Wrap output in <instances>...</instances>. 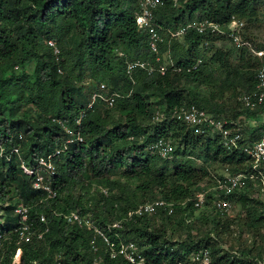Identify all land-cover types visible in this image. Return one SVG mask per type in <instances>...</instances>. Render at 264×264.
Here are the masks:
<instances>
[{
	"label": "trees",
	"instance_id": "1",
	"mask_svg": "<svg viewBox=\"0 0 264 264\" xmlns=\"http://www.w3.org/2000/svg\"><path fill=\"white\" fill-rule=\"evenodd\" d=\"M161 1L162 5L153 9V20L167 32L174 30L177 22L182 26L194 18L224 26L233 16L241 18L255 12L250 0H187L177 8L172 7L171 0ZM261 2L264 11V0ZM136 8L137 0H0V104L18 107V104L29 102L38 114L33 117V110L28 108L22 119L11 117V122H8L0 113V146L8 157L0 156V264H14L16 249L20 250L18 264H50L57 259L59 264H94V255L88 247L90 232L66 223L62 217L72 210L82 215L89 214L113 245H116L117 237L133 236L141 249L142 264H188V255L199 248L207 249L208 264L242 262L214 242L209 244V235L187 242L164 239V234L173 225L188 224L195 217L196 209L200 217L208 219L215 231L213 239L228 232L234 221L224 219L226 214L212 206L213 215L205 213L204 209L211 204L210 194L201 207L194 208L191 188L208 174L206 167L216 159L231 173L248 172L247 155L226 150L216 137L199 134L182 123L164 118L150 124L149 118L154 107L166 115L172 106L182 102L194 103L220 116H226L227 109L233 107L236 110H230L233 116L241 114L247 120L264 115V105L250 110L236 100L239 93L253 88L254 75L250 82L240 75L237 68L226 70L227 78L231 79L224 78L222 83L243 85L235 93L231 105L218 103L211 92L203 94L202 89L197 91L194 86L209 83L212 72L210 70L205 75L202 70L207 61H200L193 70L187 68L200 59L196 53L200 42L215 38L187 29L181 35V44L193 51H182L177 55L174 64L180 70L167 71L163 75H147L138 70L134 73V86L127 96H123L130 86L123 72L124 60L152 58L147 50L146 33L134 23ZM167 36L159 44L160 54L165 50ZM47 39L58 48L57 57L47 46ZM175 46H179L177 41L170 39L171 53ZM117 51L123 55L117 56ZM213 58L214 55L209 62ZM29 63L33 66L31 76L24 71ZM13 67L17 71L13 72ZM57 68L61 73L56 72ZM87 77L96 79L95 84L105 83L120 97L107 108L115 112V116L101 117L94 105L84 110L76 127L73 119L79 111V101H73L71 96L75 93L81 96L78 83ZM118 80L121 81L120 87L125 89L124 93L117 89ZM181 81L193 85L192 89H186L185 93V88L179 86ZM150 94L156 100L153 106L148 99ZM56 120L76 130L82 141L67 144L65 150L53 159L55 171L45 181L55 191V196L45 198L43 191L31 187L30 178L20 171L18 162L21 159L31 164L61 145L66 135ZM263 131L264 122L256 131L251 130L247 137L242 136V141L250 145ZM21 133L25 136L23 141ZM158 137H168L171 142V138L178 139L181 151L175 145L170 154L185 159L174 164L165 161L167 159L160 163V158L147 155L145 145ZM13 146L18 147V155L8 153ZM187 146H200L201 152L191 150L185 154ZM196 160L201 163L199 167H195ZM167 164L172 165L170 172ZM114 174L124 179L123 185L110 178ZM132 179L138 184L128 188L127 182ZM115 187L119 190L117 194L113 193ZM253 187L259 189L247 181L244 188L228 196L231 203L237 201L241 206H247L243 224L249 228L264 225V201L249 198L248 193ZM100 189H105L106 193ZM82 190L87 194L84 201L79 197ZM137 193H140L139 197H136ZM154 196L171 203L172 213L157 209L154 213L127 217V212ZM18 202L27 208L25 222L33 232L42 233L41 238L14 243V228L18 226L20 217L12 209ZM252 202L259 205V212L249 210ZM39 215H43L44 222L38 220ZM114 219L121 220L119 227L105 229V224ZM156 219L160 222L157 227ZM98 253L101 259L96 264H131L121 257H109L103 244L99 246Z\"/></svg>",
	"mask_w": 264,
	"mask_h": 264
},
{
	"label": "built area",
	"instance_id": "2",
	"mask_svg": "<svg viewBox=\"0 0 264 264\" xmlns=\"http://www.w3.org/2000/svg\"><path fill=\"white\" fill-rule=\"evenodd\" d=\"M162 5L161 0H137V8L133 13L134 23L138 29L143 30L146 35L147 50L151 54L150 60H124V75L129 81L128 92L123 95L127 96L131 88L135 84L134 73L138 70L144 71L147 75L157 73L159 75L165 74L167 71L178 72L180 67L175 66L172 62L169 50L170 39L177 35H183L187 29H193L196 33L210 36H220L230 39L234 42L237 48H245L249 46L246 41H243L239 37V29L241 24L233 17L229 22L222 26L217 23L207 20H192L182 25L175 32H168L167 40L165 41V50L160 54L158 47L160 43H163V38L160 35V28L155 24L153 20V9ZM47 46L51 49L54 57L58 55V48L55 43L47 39ZM207 40L203 39L201 45H206ZM121 52L118 56H122ZM200 59H196L195 62L187 68L195 69ZM57 73H61L60 69H56ZM94 89H90L88 92V102L84 109L78 111L77 116L74 117L73 123L76 127L80 124V119L83 116L84 110L92 108L96 104H103L106 108L113 106V103L117 97H120L118 92L113 88H109L105 83L100 82L95 84ZM236 100L243 108L255 109L261 105H264V65L258 67L254 74V85L248 92L239 93L236 96ZM167 118L171 121L182 123L187 127L194 128V131L199 134H207L211 137H216L218 143L226 150H235L243 152L247 155V162L249 164L248 172H229L227 167L223 168V171L219 176L214 177V184L209 189H201L197 191L193 197V207L199 208L203 205L204 199L208 194L211 195V206L218 212L228 213L231 202L228 196L234 191L244 188L246 182H251L253 185H257L260 191H264V131L260 136L250 145L242 141V135L240 131L234 127L231 121L226 118L213 114L202 107L196 106L194 103H180L179 105L172 106L165 115L158 107H154L153 112L150 115V124H156ZM60 125L63 133L66 135L61 145L55 148L52 152L45 156L36 158L33 163L27 164L23 160L19 159L18 167L21 172L30 177L31 187L35 190H41L44 192L45 198H53L55 191L51 189L49 184L45 181V178L52 175L55 171L53 159L56 155L65 150L67 144L71 142L82 141L80 134L73 129H70L62 123L61 120H56ZM132 139V137H128ZM142 137L139 138L141 142ZM171 141L168 137H158L145 145L144 151L147 155H154L160 159H169L171 154ZM8 153H14L18 155V147H12ZM0 156L8 159L7 155L3 153V148L0 146ZM104 194L105 189H100ZM182 204V203H181ZM157 209L165 211L167 214L172 213L173 205L163 199H156L149 202H143L138 204L134 210L127 212V217L130 215L141 216L144 214H150L157 211ZM14 214L19 215L20 220L18 226L14 228L15 244L27 243L33 237L37 239L41 238L42 233L33 232L29 225L25 222L27 216V208L20 202L16 203L12 209ZM64 221L68 224L75 225L79 228H83L90 232L88 240V247L94 255L93 260H99L100 255L98 253L99 246L104 245L108 251L109 257H121L124 261L137 264L143 261L141 254L137 253V246L132 242L121 241L117 236V243L113 245L109 241L107 235L103 231L102 227H96L93 221L84 214H80L77 211H69L62 214ZM38 220L44 222L43 215H39ZM119 226L114 224L112 227ZM99 241V246L96 244ZM2 241H0V249ZM20 250L16 249L14 258L18 259ZM188 264H208L209 254L206 248H200L191 252L188 257ZM50 264H59L58 259Z\"/></svg>",
	"mask_w": 264,
	"mask_h": 264
},
{
	"label": "rangeland",
	"instance_id": "3",
	"mask_svg": "<svg viewBox=\"0 0 264 264\" xmlns=\"http://www.w3.org/2000/svg\"><path fill=\"white\" fill-rule=\"evenodd\" d=\"M185 1L187 0H181V2H179V0H171L172 7L173 8L180 7L181 5L184 4ZM250 1H252V5L254 6L255 9L253 15L244 16L241 18L238 16H233V18L238 20L241 24V27L238 32L240 39L246 41L249 44V46L242 49L237 48L234 45V42H232L230 39L220 36H211L210 38L212 37L215 38L213 41H207L206 45H201L200 42V44L196 48V53H198V55L200 56V61L202 62L207 61L206 67L202 69L203 72L206 75L207 72L211 70L210 72H212V78L211 77L209 78L211 80L209 81V83L205 82L199 87L194 86V88H196L197 91L202 89L201 92L203 94H207L210 92L213 93V99L218 100V103L220 104L223 103L224 106H226V102L229 105L234 103V95L236 96L235 93H237L238 90L241 89L240 87L243 86L239 84L230 86L222 83L224 78L227 79L228 81L229 79H231V77L227 78L226 70L227 69L230 70L231 68H237L239 72H241L240 75L243 76L246 80L249 79V81L251 82L255 70L261 65H264V11L261 2L262 0H250ZM192 20H196V18L191 19V21ZM180 27L181 25L179 24V22H177L175 25V29L169 30V32H175ZM159 32L162 38H164L166 34L168 35V32L166 30H163L162 28H160ZM172 39H175L179 44V46H175V49L173 50L172 53L170 51L172 62L177 61L178 59L177 55H179L182 51H186V52L189 50L190 52L193 51L192 49L189 48V46L181 44V35H177ZM119 52L120 51L116 52L117 56ZM213 55H214L213 60L209 62V59L212 58ZM180 59H183V57H180ZM32 67L33 66L31 63L27 64L24 67V71L26 75L31 76ZM12 71L13 72L17 71L16 67L15 68L13 67ZM95 82L96 79L93 80L87 77L78 83V86L80 88L79 94L81 96L76 95V93L71 96L72 97L71 99L73 101L74 100L79 101L77 105L79 106V108L77 109V111L78 110L80 111L85 108L88 102V92L90 91V89H94L96 87ZM116 85H117V89H119L120 92L124 93L125 89H122L120 87L121 81L118 80L116 82ZM179 86L181 88H185L184 90L185 93H186V89L190 90L192 89L190 87H193V85L184 81H181L179 83ZM148 99L151 101L152 106L156 103L155 102L156 100L153 97V95L150 94ZM17 106L18 107H11L0 104V113L3 115V119H5L8 122H11L10 121L11 117L12 118L14 117V120L22 119V117L26 115V112H28V108L33 110V117H37L38 115L37 112L34 110L33 105L29 102L18 104ZM95 109L98 110L101 117L103 116L108 118V117H112L111 115L113 116L116 115V113L112 112V110H107V108L103 104H96ZM227 110L228 111L226 113V116L224 114H221L222 117L226 118V120L228 121H231L234 127H236L240 131L241 135L244 138L248 136L251 130L256 131V129L259 127V124L264 122V115H262L263 113L254 119L247 120L241 114L240 116H238V114L236 116H233L231 112L233 110L236 111L234 107L228 108ZM21 136L23 141L25 136H23L22 133ZM171 139H172L171 144H173L171 145L172 148L176 145V147L179 148V151H181L182 148L180 141L178 139H173V138ZM25 144L27 143L25 142ZM196 147L192 148L190 146H187V148H185L184 150V153L186 154L188 151L191 150L200 153L201 152L200 146L198 148ZM181 159H185V158H182V156H178V155L176 156L171 154L170 158L167 160L160 159V163L165 160V161H169V163L174 164ZM219 164L220 163L218 159L208 164V166L206 167L207 168L206 173L208 174H205V177L191 188L194 194L197 191H199L198 190L199 187H201V189H209L211 187L214 177L219 176V174H221L223 171L224 166H221ZM199 165H201V163L198 160H196L195 167H199ZM166 166L168 168V171L170 172L172 165L167 164ZM110 178L116 179V181L118 180L120 182V185L124 184L123 183L124 179L120 178L117 174L112 175ZM127 183H128V188H133L136 184H138V181L132 179ZM113 190H114L113 191L114 194H117L119 191L116 189V187ZM85 191L86 190H82V194H79L80 195L79 197L81 198L82 201H84L87 196ZM248 194L250 195L249 198L254 199V201L255 200L264 201V192L260 191V189H256V187L250 189ZM139 196L140 193H137L136 197ZM155 197L158 196H154L153 198H147L146 201L148 202V200L151 199H152L151 201L158 199ZM246 207L247 206H241L240 203H238L237 201L231 203V207L228 213H226L224 219L233 220L234 222L231 223V225L229 226L228 232L219 234L216 237V239H213V236H216V234L215 231L212 230L211 224L209 223L208 219H205L203 216L200 217L199 215L200 212L198 211V209L194 211L193 215L195 217L194 218L192 217L189 220L188 224L182 226L173 225L172 227H169L165 231L164 239H168L170 241L184 240L188 242L189 239L195 240V239H199L204 235H209V237L211 238L209 241L210 243L208 242L209 244H213L214 242V244H216L220 249L228 252L235 259H239L240 261H242L240 264H264V225H260L257 228H249L245 226V224L243 223L245 222ZM255 209L256 212H259V205L257 203L252 202V204L249 207V210H255ZM204 211H206L205 213L207 215H213L214 213V211L211 209V204L207 206L204 209ZM85 216L89 217V214H85ZM91 220L93 221L96 227H101L97 225V223L93 219ZM154 221L156 227L160 225L158 219ZM120 222L121 220H116V219L111 220V222L105 224V229H110L112 226H114V224L119 225ZM120 240L123 242L124 241L132 242L137 246L136 239L131 235L125 237V239L121 238ZM136 251L138 253L139 251H141V249H139L137 246ZM190 254L188 255V257L190 256ZM99 260H93V263L96 264ZM18 261H19V257L18 259H15L13 263L18 264ZM142 263L143 261L137 264H142Z\"/></svg>",
	"mask_w": 264,
	"mask_h": 264
},
{
	"label": "clouds",
	"instance_id": "4",
	"mask_svg": "<svg viewBox=\"0 0 264 264\" xmlns=\"http://www.w3.org/2000/svg\"><path fill=\"white\" fill-rule=\"evenodd\" d=\"M13 147H14V146H13ZM16 147H17V146H16ZM11 148H12V147H11ZM11 148H10V149H11ZM10 149H9V150H10ZM25 163H26V162H25ZM20 171H21V170H20ZM27 177H28V176H27ZM29 178H30V177H29ZM30 185H31V184H30ZM51 189H52V188H51Z\"/></svg>",
	"mask_w": 264,
	"mask_h": 264
}]
</instances>
